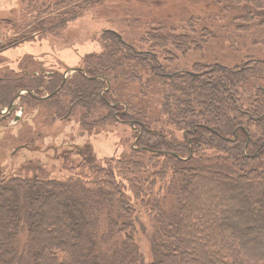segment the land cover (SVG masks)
I'll return each instance as SVG.
<instances>
[{"label":"trees","instance_id":"1","mask_svg":"<svg viewBox=\"0 0 264 264\" xmlns=\"http://www.w3.org/2000/svg\"><path fill=\"white\" fill-rule=\"evenodd\" d=\"M93 2L51 0L31 27L57 35ZM140 4L151 14L143 21L132 13L131 19L145 24L140 40L147 51L105 30V47L84 59L81 73L50 75L38 91L28 84L44 78L28 71L0 77V110L18 91L33 90L36 97L45 92L44 99L28 94L22 101L43 103L60 118L78 112L79 122L92 127L111 123L125 106L134 116L117 117L140 134V150L131 156L99 163L88 150L77 162L79 173L65 180L0 171V264H264V52L247 55L252 49H244L234 66H192L207 69L200 76L171 72L155 55L170 49L166 54L174 60V52L199 53L210 41L229 42L219 36L234 33L247 38L221 45L264 47V0ZM123 81L139 84V110L114 98ZM153 93L161 94V103L147 100ZM158 108L161 129L167 122L186 133L181 143L153 129ZM140 240L148 245L146 255Z\"/></svg>","mask_w":264,"mask_h":264},{"label":"rangeland","instance_id":"2","mask_svg":"<svg viewBox=\"0 0 264 264\" xmlns=\"http://www.w3.org/2000/svg\"><path fill=\"white\" fill-rule=\"evenodd\" d=\"M50 1L0 0V77L5 75H8L6 78L19 77L23 71H28L30 74L36 73V77L44 79H41L39 84L29 83L28 87L38 91L41 82H46L47 78L52 77L51 74L65 75V72H68L67 75L70 76L71 70L83 67V61L89 55L100 54L101 47L106 45L100 36L105 30H114L137 51H147L148 47L144 46L140 40L145 27L142 22L145 17L151 14L149 8L140 4L146 0L130 1V3L126 0H96L91 6L82 8L77 19L66 27H61V32L57 35L55 33L48 35L41 31V27L37 24L31 27L35 23V18L43 17L41 9L42 7L47 8ZM132 13L143 21L131 19ZM54 17H49L45 21L53 20ZM177 22H170V24ZM212 23L208 24L212 25ZM213 24L218 28L216 22ZM175 26L177 27V25ZM37 30H40V33L37 34ZM197 31L200 30L196 27ZM223 36L227 37L229 42L210 41L199 53L189 52L182 55L177 51L174 52V60L170 54H166L169 51L171 53L168 48H166L168 49L166 53L158 51L155 55L161 65L171 72L178 70L177 73L184 72L200 76L203 72H207V69L199 68V71H193L192 66L199 64L203 67H210L217 63L234 66L244 59L246 53L244 49H252L247 52V55H250L254 49L260 53L264 52V47L250 45L248 47L241 45V49L237 50L227 49L225 45L221 44L240 43L244 40L243 38H247V35L234 33L220 35L219 38ZM252 39L261 41L262 37L254 36ZM257 52H254V57H257ZM120 57L122 58V56ZM127 63L133 68L137 66L136 62L129 59ZM41 73L42 75H40ZM139 73L137 72V74ZM146 79L147 77L145 79L142 77L143 81ZM158 82L159 86L162 85L161 81ZM117 86L114 98L121 102H128L134 110H139L141 102L139 84L123 81ZM35 91H33L34 94ZM39 93H43L40 98L48 97L45 92ZM27 94L31 95V92ZM22 100H24L23 97L17 99L18 110H15L18 111L17 120H14V112L10 118H0V171L5 176L48 177L65 180L79 173L75 171L77 162L84 159L83 153L87 152L88 154V150L96 156L97 162L113 164L131 156L134 150H140L135 141L134 124H127L126 121L117 117L127 112L129 115H133V110L130 111L125 106L124 110L118 111L119 114L114 116L115 119L113 118L111 123L92 127L88 123L83 125L79 122L78 112L72 114L71 117L65 115L60 118L46 108L43 103L32 101L28 103ZM147 100L151 101L153 105L159 104L162 101L161 94H150ZM158 111L159 108L150 123L153 129L166 132L169 142L181 143L184 130L177 129L167 122V124L165 123L167 126L161 129V126L157 124V121L161 120ZM204 154L207 156L216 155L207 151H204ZM147 159V156L143 158L144 161ZM51 192L56 193L53 190ZM2 197L6 198L7 195L2 194ZM48 201L51 202L52 199ZM41 204V202L37 203L38 207L41 208ZM57 206L61 211L59 204ZM139 242H141L142 252L146 255L148 245L144 240Z\"/></svg>","mask_w":264,"mask_h":264},{"label":"flooded vegetation","instance_id":"3","mask_svg":"<svg viewBox=\"0 0 264 264\" xmlns=\"http://www.w3.org/2000/svg\"><path fill=\"white\" fill-rule=\"evenodd\" d=\"M83 72V71H82ZM35 76H36V73H33ZM73 74V73H72ZM53 75V74H51ZM64 78H67V76L63 75ZM30 91H26V90H21V91H18L16 93V95H14V97L10 100L9 104L7 105V107H4L2 110H0V118L1 117H5V118H10V116L12 115V113L14 114V120H17L18 119V111H15L18 107H17V99H20L22 96H24L25 94L28 95L27 93H29ZM31 95L35 98H39L40 97H36V95L34 94V92H31ZM43 99V98H41ZM18 110V109H17ZM21 110L19 109V112ZM119 114V112H117ZM116 117V116H115ZM135 130V128H134ZM137 132V130H135Z\"/></svg>","mask_w":264,"mask_h":264},{"label":"water","instance_id":"4","mask_svg":"<svg viewBox=\"0 0 264 264\" xmlns=\"http://www.w3.org/2000/svg\"><path fill=\"white\" fill-rule=\"evenodd\" d=\"M70 72H72V73H81V69H73ZM67 73L68 72H65V75H67ZM129 124H132V123H129ZM185 134L186 133L184 132V137H185ZM139 136H140V134L135 138L136 143H137V139H138ZM189 155H192V151L190 152Z\"/></svg>","mask_w":264,"mask_h":264}]
</instances>
